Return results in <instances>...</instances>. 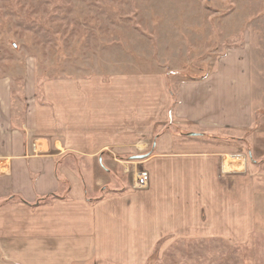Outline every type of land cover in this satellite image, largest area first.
<instances>
[{
  "label": "crops",
  "instance_id": "obj_1",
  "mask_svg": "<svg viewBox=\"0 0 264 264\" xmlns=\"http://www.w3.org/2000/svg\"><path fill=\"white\" fill-rule=\"evenodd\" d=\"M246 61V56L230 53L210 75L180 83L173 108L163 79L154 75L137 80L122 76L110 86H51L50 105L42 106L28 94L23 114L11 82H0V203L12 199L0 205V264L83 261L93 252V238L120 236L109 225L118 212L128 225L136 224L138 215L155 224L154 211L160 216L162 207L163 220L158 221L169 232L188 222L204 226L199 216L205 207L211 224L264 217V195L254 180L264 167V116L249 137L241 138L255 126L256 117ZM170 120L189 130V136L181 140L164 133L157 139V125ZM221 132L243 139L247 151L237 159L233 147L202 137ZM64 154L100 163L118 156L134 160L125 166L126 191L91 205L86 193L110 182L94 177L91 186V176L83 182L57 162ZM113 165L102 168L112 172ZM67 185L66 200L31 207L46 196H61ZM127 233L122 236L131 239L128 248L139 251V241L133 242L139 234ZM153 234L147 232V238ZM146 249L142 253L151 250Z\"/></svg>",
  "mask_w": 264,
  "mask_h": 264
},
{
  "label": "rangeland",
  "instance_id": "obj_2",
  "mask_svg": "<svg viewBox=\"0 0 264 264\" xmlns=\"http://www.w3.org/2000/svg\"><path fill=\"white\" fill-rule=\"evenodd\" d=\"M230 53L247 57L245 71L253 78L255 126L241 136L245 138L264 116V0H0V82H11L20 114L24 98L31 95L42 106L50 105L51 86H110L122 76L160 77L173 108L180 83L200 81L218 70ZM188 131L170 120L157 125L156 137L165 133L184 140ZM203 136L233 147L237 159L249 147L225 132ZM132 161L118 156L100 163L65 154L57 160L83 182L91 176V186L94 177L110 182L86 193L91 205L126 191L125 166ZM110 163L115 168L106 173L103 168ZM259 169L254 180L264 195V167ZM69 189L67 185L61 196L31 207L66 200ZM209 209L199 216L204 226L188 222L170 232L158 221L163 220L162 207L160 216L154 211L155 224L138 215L139 221L128 225L118 212L109 225L113 223L112 231L120 236L93 238V252L72 264H264V217L255 215L251 223L211 224ZM211 226L219 231L211 234ZM130 230L139 234L133 240L139 241V251L128 248L131 239L122 236ZM153 231L156 237L147 238ZM100 241L107 244L102 247ZM147 246L150 252L142 253Z\"/></svg>",
  "mask_w": 264,
  "mask_h": 264
},
{
  "label": "trees",
  "instance_id": "obj_3",
  "mask_svg": "<svg viewBox=\"0 0 264 264\" xmlns=\"http://www.w3.org/2000/svg\"><path fill=\"white\" fill-rule=\"evenodd\" d=\"M190 136H195V135H190ZM56 196H57V195H49V196H46V197H44V198L39 199L38 202H37L36 204L41 205L42 203L48 202L49 200L55 198ZM22 201H23V200H22ZM4 202L6 203L7 201H4ZM23 202H24V201H23ZM24 203H25V202H24ZM36 204H35V205H36Z\"/></svg>",
  "mask_w": 264,
  "mask_h": 264
},
{
  "label": "water",
  "instance_id": "obj_4",
  "mask_svg": "<svg viewBox=\"0 0 264 264\" xmlns=\"http://www.w3.org/2000/svg\"><path fill=\"white\" fill-rule=\"evenodd\" d=\"M137 159H142V158H137Z\"/></svg>",
  "mask_w": 264,
  "mask_h": 264
}]
</instances>
